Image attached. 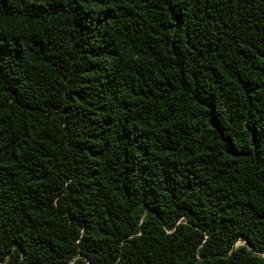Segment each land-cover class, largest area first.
I'll return each mask as SVG.
<instances>
[{
	"label": "trees",
	"instance_id": "obj_1",
	"mask_svg": "<svg viewBox=\"0 0 264 264\" xmlns=\"http://www.w3.org/2000/svg\"><path fill=\"white\" fill-rule=\"evenodd\" d=\"M0 264H264V0H0Z\"/></svg>",
	"mask_w": 264,
	"mask_h": 264
}]
</instances>
